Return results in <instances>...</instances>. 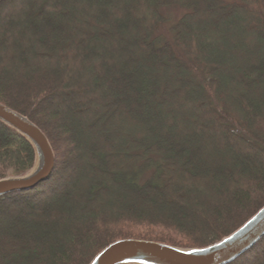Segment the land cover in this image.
Here are the masks:
<instances>
[{
	"label": "trees",
	"instance_id": "16d2710c",
	"mask_svg": "<svg viewBox=\"0 0 264 264\" xmlns=\"http://www.w3.org/2000/svg\"><path fill=\"white\" fill-rule=\"evenodd\" d=\"M171 5L187 11L169 40ZM0 102L56 157L0 197V264H90L127 238L206 247L264 206V0H0ZM37 157L0 120V179ZM227 264H264V236Z\"/></svg>",
	"mask_w": 264,
	"mask_h": 264
},
{
	"label": "water",
	"instance_id": "95a60500",
	"mask_svg": "<svg viewBox=\"0 0 264 264\" xmlns=\"http://www.w3.org/2000/svg\"><path fill=\"white\" fill-rule=\"evenodd\" d=\"M0 120L26 136L37 150V164L28 174L0 179V197L36 187L52 174L56 157L48 137L28 117L0 102ZM264 236V206L235 232L201 248H179L144 239L117 240L90 264H227Z\"/></svg>",
	"mask_w": 264,
	"mask_h": 264
},
{
	"label": "rangeland",
	"instance_id": "374dc122",
	"mask_svg": "<svg viewBox=\"0 0 264 264\" xmlns=\"http://www.w3.org/2000/svg\"><path fill=\"white\" fill-rule=\"evenodd\" d=\"M225 1H234V0H225ZM163 13L166 17V22L164 23V25L160 28V30L156 33L159 36H162L164 38H168L169 40L172 37V26L174 25V23L178 20V18L180 16H182L187 9L184 7H180V6H176V5H171V6H166L163 9ZM47 106H51L50 102H47L46 104ZM62 136L64 135V137L70 141V137L68 134H64L62 132L61 134ZM69 175L68 173L65 174V176Z\"/></svg>",
	"mask_w": 264,
	"mask_h": 264
}]
</instances>
